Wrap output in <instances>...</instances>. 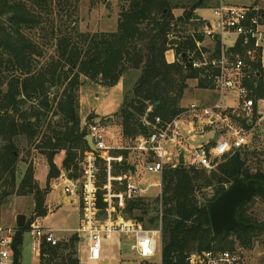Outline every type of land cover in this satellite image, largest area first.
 <instances>
[{
    "label": "trees",
    "instance_id": "16d2710c",
    "mask_svg": "<svg viewBox=\"0 0 264 264\" xmlns=\"http://www.w3.org/2000/svg\"><path fill=\"white\" fill-rule=\"evenodd\" d=\"M79 2L0 0V205L14 197L34 199L32 219L24 228H16L14 264H21L24 236L32 223L49 215L46 202L51 182L60 178L62 171L79 180L83 158L93 153L80 116L82 78L108 89L123 82V103L116 116L127 140L149 136L156 118L167 122L184 111L182 102L190 89L189 81L198 79L199 89L213 88L199 70L186 66L182 55L198 52L197 43L205 41L200 30L205 22L195 17L201 9L218 6L219 0H120L117 30L93 34L80 29ZM178 10L180 14H176ZM173 38L181 40L182 47L170 46ZM173 49L177 59L169 63L166 54ZM218 54L217 46L215 56ZM258 68L260 65L255 66ZM257 81L255 94L260 97L264 83L261 78ZM245 84L253 87L247 80ZM39 137L35 149L49 170L44 187L35 178L33 163L21 157ZM61 152L66 154L62 169L55 163ZM113 155L123 157V161L112 162L111 171L131 173L127 152L120 150ZM101 161L97 186L103 188L108 184L109 168ZM21 163L27 169L19 179ZM236 178L261 183L253 200L237 212V219L248 229L217 237L207 204ZM160 200L162 218L147 198L126 200L124 210L118 211L126 220L147 228L159 225L161 219L165 264H185L190 254L234 249L236 245L252 249L256 240L264 239V151L245 146L232 151L211 171L182 164L166 168ZM99 205L106 207L102 197ZM154 210L157 214L145 222ZM260 242L264 245V240ZM80 244L78 234L57 246L46 244L40 264H80Z\"/></svg>",
    "mask_w": 264,
    "mask_h": 264
},
{
    "label": "built area",
    "instance_id": "2783aa9c",
    "mask_svg": "<svg viewBox=\"0 0 264 264\" xmlns=\"http://www.w3.org/2000/svg\"><path fill=\"white\" fill-rule=\"evenodd\" d=\"M214 20L205 22L202 30L204 37L210 38L214 51L204 48L203 43H197V51L188 55L192 68L201 72V77L212 82V92L216 95L213 104L204 105L192 103L174 119L163 122L156 118L152 133L137 138L139 145L136 150L143 153L146 172L160 176V182L152 187L160 189L162 197V174L166 168H176L180 165V153L183 152L184 164L208 171L214 170L218 162L232 151L249 145L248 132L245 127L236 125L233 116L227 114L233 110L236 119L253 123L257 118L264 122V92L262 96L253 95L252 91L237 81L236 75L255 71V66H264V9L258 6H236L220 0L219 5L212 8ZM232 42L227 44L226 40ZM219 54L215 56L216 48ZM205 49V50H203ZM199 53V55H197ZM235 93L238 102L235 106L224 109L227 95ZM220 124L224 133L216 131V139L200 146L193 145L197 136H205L207 129ZM107 131L101 123L91 122L87 127V135L91 136L97 152L89 153L81 162L84 182L68 180L65 177L64 192L78 200L81 206L82 220L76 233L86 242L89 263H98L103 258V244L114 235H125L133 238L131 250L142 264H165L163 258V228L160 219L156 229H145L133 220H126L123 215L117 219L111 214L125 207L126 200L145 198L150 186H143L136 177L120 176L119 184L124 185V191L113 194L109 190L111 179V163L122 162L123 157L106 154L109 148L106 144ZM108 163L109 179L104 186V202L109 203L110 197H115L119 206L109 205V215L105 220L98 219L95 214L99 210L97 186L98 161ZM113 182V181H112ZM110 182V184H112ZM75 203V199L72 201ZM50 208V207H49ZM97 215V214H96ZM162 218V213H161ZM32 240V251L40 255L45 244L57 246L60 242L55 236L56 231L42 227L35 221L29 231ZM16 228L0 227V264H14L12 245ZM160 259L159 262L156 260ZM83 262V261H82ZM241 252L230 250H210L194 253L186 257L185 264H241Z\"/></svg>",
    "mask_w": 264,
    "mask_h": 264
},
{
    "label": "rangeland",
    "instance_id": "374dc122",
    "mask_svg": "<svg viewBox=\"0 0 264 264\" xmlns=\"http://www.w3.org/2000/svg\"><path fill=\"white\" fill-rule=\"evenodd\" d=\"M230 3L238 4L236 6H243V5H251L254 2L255 6H258L260 8L264 9V2L263 0H227ZM120 0H80L79 2V25L82 32H88V33H96V32H115L118 27V19L120 15ZM181 11L178 10L176 14H180ZM198 16H200L204 22L213 21V10L212 9H201L198 11ZM205 25V24H204ZM201 32L203 30V27L200 29ZM40 42L42 40L40 39ZM227 44H230L232 41L230 39L226 40ZM202 46H205L204 48H210L209 50L214 51V42L208 38L205 37V41ZM174 50V49H173ZM174 53L176 54V51L174 50ZM257 76V78H254ZM236 80L241 82L243 86H245L247 89L252 91L253 95L256 96L255 92L256 89L259 86V78H261L262 82L264 83V67L258 68L255 71H251L248 73H242L236 75ZM249 81L252 83L253 87L249 88L248 85L245 84V81ZM82 81L84 82L83 87L80 91V104H81V121H82V127H88L90 121V118H94L96 115L99 116H106L111 115L107 117H103L100 119H95L94 121L96 123H101L106 131V144L108 146V150L104 153L106 154H115L119 148L126 151L128 153V163L129 164H135L138 167V174H140L137 178V182L142 184L143 186H150L148 195L145 197L149 202H151L152 207H155V209L158 210V212L162 213V204L159 197L160 189L158 187H152L155 184H158L160 182V176L155 174H150L146 172L145 168L143 166L145 165V158L143 153L136 150V147L139 145V141L137 139L133 140H127L122 138V128L120 126L119 121L117 120L116 112L119 111L124 98V91L122 90H115L109 95H105L107 89H104V87L97 85L94 82L86 81L85 78H82ZM119 84H123L121 81ZM190 89L186 93L183 104L188 105L193 102H196L197 100L203 99V90L197 88V84H199V80H191L189 81ZM210 90L211 89H206ZM264 92V89H263ZM263 94V93H262ZM212 101L215 99L216 95L213 92V95H211ZM200 103V102H199ZM236 125H240L246 128L248 132V140H249V147L250 148H258L260 152L264 151V123L262 121H259L258 119H255L254 122L249 123L242 119H235ZM249 123L251 128L246 127L243 125V123ZM217 133L220 135L221 133H224L225 129L220 124L216 125ZM257 128H260V130H256ZM41 137L37 138L36 142L33 144L32 147H27L26 150L22 151V158H27L29 162L33 163V166L35 168V178L36 180L41 184L45 185L47 183L48 179V168L46 166V160L44 157L41 156L40 153H38L35 149V147L38 145ZM211 134L207 133L205 136H197L196 139L193 141V145L200 146L203 144H207L211 140ZM216 138H214L215 140ZM27 153H30L28 156ZM66 154L65 152H61L55 157V163L56 165L62 169L63 163L65 160ZM224 159V158H223ZM218 162L221 163L223 161ZM102 159H99L98 161V169H97V176H101V166H102ZM114 163H117L119 161H113ZM181 164V161H180ZM185 165V164H182ZM27 166L25 164H19V179L22 178V175L25 173ZM65 173V172H64ZM116 174V172H114ZM112 172L111 179L112 181H109V190L110 193L113 194L120 193L124 191V185L119 184V179H115L122 176H127L128 173L124 174H114ZM66 174V173H65ZM65 178V177H64ZM82 178V177H81ZM80 178V179H81ZM84 182V179L79 180V185L82 186ZM99 184V179H98ZM112 182V184H110ZM66 183H62V181L53 180L51 182V192L49 197V202L47 203L48 210L50 211L49 216L42 219L41 222H43V225L45 228H51L53 230H57L58 233H56L57 238L59 242L67 241L71 238V236L75 233V231L80 227V221H81V213L79 208L78 200L73 197L69 196L64 192V186ZM104 187L100 188L98 191V200H97V206L99 207V210L96 212L95 216L100 220H105L108 218L109 215V205H112V208H117L119 206V202L117 203V200L115 197H110L109 203L104 202ZM208 194L212 195L213 191L208 190ZM66 198L73 197L75 200L74 204L67 203ZM102 197V201L104 204H106V207L104 209L100 208L99 201ZM159 200V201H157ZM51 202L53 205H51ZM51 208H49V205ZM55 206V208H54ZM126 206V205H125ZM34 208V199L32 196H24V197H14L10 199V202L6 205L0 206V226L3 228H6L9 226V221L11 220V223L15 222V217H13V214L17 213H24L27 215V222L32 219V211ZM125 208V207H124ZM124 208L121 210L123 211ZM119 210V207L117 208ZM115 210L116 212L112 213L111 216L114 219H117V215H123L121 211ZM263 218H264V208L261 209ZM52 213V214H51ZM157 214L156 210L151 211L147 217H145V222L151 218L152 216H155ZM12 215V216H11ZM160 221V220H159ZM35 222V221H34ZM33 222V223H34ZM40 222V224H41ZM32 223V224H33ZM138 224L142 225L141 223L137 222ZM143 226V225H142ZM158 227H152L145 229H156ZM12 228V227H8ZM80 237V236H79ZM81 238V237H80ZM83 239V237H82ZM233 240L232 237L229 238V242ZM259 239L255 241V246L252 249H242L238 245L234 247V249H228L230 251L234 252H241L242 254V263L241 264H264V245L261 244ZM87 245L85 241H81V244L79 246L78 250V257L79 259H84L87 254ZM36 256H39L35 252L32 251V240L30 237V233H25L24 236V245L22 250V264H36L38 258ZM135 254L130 250V241L125 237H120L117 235H114L110 240H105L103 244V258L102 261L99 264H140V262L135 258ZM160 259L157 258L156 262H159ZM84 264H88L87 261H84Z\"/></svg>",
    "mask_w": 264,
    "mask_h": 264
},
{
    "label": "water",
    "instance_id": "95a60500",
    "mask_svg": "<svg viewBox=\"0 0 264 264\" xmlns=\"http://www.w3.org/2000/svg\"><path fill=\"white\" fill-rule=\"evenodd\" d=\"M201 20L200 16L195 17ZM170 46L182 47V41L173 38L169 42ZM182 58L187 60V67L192 68V61L188 55L184 53ZM87 133V130H86ZM88 146L92 152H97L91 136L86 137ZM184 153L180 155L181 164H184ZM135 170L134 167L131 168ZM68 179L72 180V174L68 175ZM261 186L259 181L245 182L241 178H236L225 190H223L215 200L207 204L212 230L215 236H223L226 233L240 229H248V226L237 219V212L240 206L244 203H249L253 200L257 189ZM27 224V216L24 214L18 215L16 218L17 228H24Z\"/></svg>",
    "mask_w": 264,
    "mask_h": 264
},
{
    "label": "crops",
    "instance_id": "0c3cea01",
    "mask_svg": "<svg viewBox=\"0 0 264 264\" xmlns=\"http://www.w3.org/2000/svg\"><path fill=\"white\" fill-rule=\"evenodd\" d=\"M226 3H228V4H231V5H238V4H234V3H230V2H228L227 0H224ZM219 2H220V0H219ZM263 2H264V0H263ZM255 3V2H254ZM254 3L253 4H251V5H248V6H252V5H254ZM243 6H247V5H243ZM215 44V43H214ZM166 58H167V60H168V62L169 63H173V62H175L176 61V59H177V57H176V54L174 53V50H170L169 52H167V54H166ZM264 67V66H263ZM104 89H107L108 91H106V93H105V95H103V96H106V95H109V94H111L112 92H114L115 90H122L123 89V91H124V88H123V84H118L117 86H115V87H113V88H111V89H108V88H104ZM203 93H204V95H203V99L202 100H197L196 102H193V103H198V104H204V105H210V104H213L214 102H215V100L216 99H214L213 101H212V96L211 95H213V92L212 91H208V90H203ZM216 98V97H215ZM200 102V103H199ZM237 102H238V99H237V96H236V94L235 93H229L228 95H227V98H226V102H224V104H225V106H224V109L225 108H229V107H231V106H235L236 104H237ZM192 104V103H191ZM182 105H183V107H184V109L185 108H187L188 106H190V104H188V105H185V104H183V102H182ZM225 112H227V114H230V116H233L232 118H234L233 120H234V122L236 123V115H234L233 114V110L232 109H228V111H225ZM118 112H116L115 114H113V115H116ZM95 119H100V118H103V117H107V116H111V115H106V116H99V115H97L96 113H95ZM117 117V116H116ZM117 120L119 121V118L117 117ZM95 122V121H94ZM120 122V121H119ZM91 123V122H90ZM96 123V122H95ZM121 126V125H120ZM207 133H210L211 134V140L210 141H212V140H214V138H216V136H217V134H216V131H215V127L213 126V127H210V128H208L207 129ZM206 133V134H207ZM121 135H122V133H121ZM122 138H123V135H122ZM209 141V142H210ZM120 150H122L121 148H119V150L118 151H120ZM124 151V150H123ZM182 154V152L180 153V155ZM114 156V155H113ZM120 157V156H119ZM123 159V158H122ZM127 162H128V153H127ZM123 161V160H122ZM132 167H134L135 168V170L134 171H131L132 173H131V175L130 176H134V177H136V179L138 178V177H140L139 175L140 174H138V167L139 166H137V165H135V164H131V168ZM48 168V167H47ZM140 168V167H139ZM143 168H144V166H143ZM49 171V170H48ZM66 173V174H65ZM64 173V171H62V174H61V176H60V178H58V181L60 180V181H62V183H63V181H65V178L64 177H67V179H68V175L70 174V173H68V172H65ZM72 174V173H71ZM57 180V179H56ZM69 180V179H68ZM72 180H75V177H74V175L72 174ZM40 184V183H39ZM41 185V184H40ZM42 187H44L45 185H41ZM48 196H50V194L48 195ZM65 200H66V202L67 203H70V204H74L72 201L74 200V198L73 197H71V198H66L65 197ZM76 200V199H75ZM47 202H49V197L47 198ZM49 205V207L51 208V206H50V204H48ZM51 205H53V203L51 202ZM1 206V205H0ZM2 207V206H1ZM54 208H55V206H54ZM79 208H80V213H81V206H80V203H79ZM50 210V209H49ZM50 211H52V210H50ZM50 211H49V214H50ZM33 212V211H32ZM21 214H24V213H17V214H13L14 216L13 217H15V222L14 223H11L12 221L10 220L9 221V226H7L6 228H8V227H12V228H17V226H16V218H17V216L18 215H21ZM52 214V213H51ZM0 215H1V212H0ZM25 215V214H24ZM12 216V215H11ZM27 216V215H26ZM49 216V215H48ZM81 220H82V213H81ZM80 224H81V221H80ZM41 226L42 227H44V225H43V222H41ZM1 227V226H0ZM78 230V229H77ZM76 230V231H77ZM56 231V233H58V231L57 230H55ZM76 231H75V233L74 234H77L76 233ZM56 233H55V236H56ZM73 234V235H74ZM79 236V235H78ZM117 236H120V237H125V238H127L129 241H130V250H131V245H132V242H133V238H130V237H128V236H125V235H117ZM57 237V236H56ZM57 238H60V237H57ZM81 241L83 242L84 241V238L82 239L81 238ZM86 243V242H85ZM46 245V244H45ZM86 251H87V254H86V256H85V258L84 259H81L80 260V264H84V261H87L86 260V257H87V255H88V248L86 249ZM132 251V250H131ZM41 256H42V251H41V254L39 255V256H36L37 258H38V260H37V262H36V264H40L41 263ZM45 256H47V255H45ZM136 258V257H135ZM138 261H139V259L138 258H136ZM83 261V262H82ZM102 261V260H101ZM100 261V262H101ZM22 257H21V264H22ZM100 262H98V263H89L88 261H87V263L88 264H99ZM140 262V261H139ZM140 264H142L141 262H140Z\"/></svg>",
    "mask_w": 264,
    "mask_h": 264
}]
</instances>
